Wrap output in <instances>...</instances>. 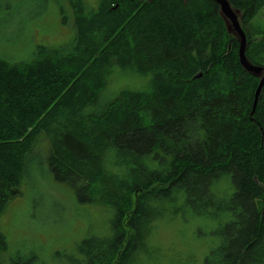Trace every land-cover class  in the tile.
<instances>
[{"label":"trees","instance_id":"trees-1","mask_svg":"<svg viewBox=\"0 0 264 264\" xmlns=\"http://www.w3.org/2000/svg\"><path fill=\"white\" fill-rule=\"evenodd\" d=\"M63 1L73 30L68 48L37 47L27 63L0 59V212L18 194L43 136L48 173L78 204L93 202L97 182L114 190L111 239L80 243L78 264H93L95 250L104 251L96 264H143L154 220L182 209L223 219L218 247L202 264H264V87L250 117L256 124L248 115L257 79L239 67L217 7L208 0ZM227 1L243 13L241 28L264 9V0ZM243 32L247 61L264 68V42ZM113 67L149 82L97 108ZM221 181L229 188L222 196L213 190Z\"/></svg>","mask_w":264,"mask_h":264},{"label":"rangeland","instance_id":"rangeland-1","mask_svg":"<svg viewBox=\"0 0 264 264\" xmlns=\"http://www.w3.org/2000/svg\"><path fill=\"white\" fill-rule=\"evenodd\" d=\"M89 3L94 5L93 1ZM62 17L65 24H61ZM70 19L63 0H5L0 4V59L27 63L37 47L68 48L73 37ZM242 29L251 40L261 38L259 42H264V9ZM104 79L97 108L103 107L118 91L143 90L149 82L148 76L140 77L115 67ZM47 149L46 139L37 138L18 194L0 212V235L4 242L0 264L28 255L35 264H78L77 260L82 258L77 250L80 243L84 241L85 248L98 247L101 240L111 239L113 207L108 199L114 198V190L106 182H97L93 202L78 204L72 189L56 183L48 173L44 162ZM213 190L222 196L229 188L227 182L221 181ZM222 222L220 215L206 218L194 216L187 209L167 210L154 220L144 242L145 252L139 259L143 264H202L218 247L223 232H219L218 225ZM103 252H90V261L96 264Z\"/></svg>","mask_w":264,"mask_h":264},{"label":"water","instance_id":"water-1","mask_svg":"<svg viewBox=\"0 0 264 264\" xmlns=\"http://www.w3.org/2000/svg\"><path fill=\"white\" fill-rule=\"evenodd\" d=\"M208 1L213 3L217 7V15L221 19L226 33L228 34L229 38L234 39L237 44L236 55H237V62L239 67L242 69L243 72L257 79V84L252 96L251 109L248 115L249 121L255 122L250 120V117L253 114L257 102V97L261 92L262 88L264 87V68L260 66L252 65L247 61L245 57L246 39L244 32L240 26V19L243 13L231 7L227 0H208ZM199 77H200V73L194 76L192 79H197Z\"/></svg>","mask_w":264,"mask_h":264}]
</instances>
